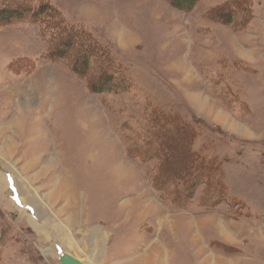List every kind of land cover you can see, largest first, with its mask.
Returning <instances> with one entry per match:
<instances>
[{
    "label": "rangeland",
    "instance_id": "rangeland-1",
    "mask_svg": "<svg viewBox=\"0 0 264 264\" xmlns=\"http://www.w3.org/2000/svg\"><path fill=\"white\" fill-rule=\"evenodd\" d=\"M40 2L51 13L45 33L30 20L0 23V264H59L61 236L86 264H106L105 253L134 264L152 245L137 264H264V0H198L187 11L165 0L0 7ZM59 37L72 50L93 42V58L107 56L126 91L92 93L67 60L47 58ZM155 109L190 127L205 168L185 174L195 185L185 205L153 181L180 177L161 167L185 156L183 143L138 160L126 150Z\"/></svg>",
    "mask_w": 264,
    "mask_h": 264
},
{
    "label": "trees",
    "instance_id": "trees-1",
    "mask_svg": "<svg viewBox=\"0 0 264 264\" xmlns=\"http://www.w3.org/2000/svg\"><path fill=\"white\" fill-rule=\"evenodd\" d=\"M165 1H167L168 4L174 8L184 11L192 9L198 2V0ZM28 7H30L28 10H12L0 7V23H3V20L9 19L10 22L15 20H30L31 22L39 24L42 27V33H45L46 31L42 26L41 18L43 16L46 18L50 17V8H47L46 5L44 6L41 2L37 6L31 5ZM46 11H49V13ZM233 17L234 16H232V18H228L230 21L229 23L233 22ZM239 20L242 21L241 19ZM234 22H236V16L234 18ZM232 25L234 26V24ZM65 33H67V35L69 33H77L81 36L85 35L80 29L71 27H67ZM60 38L61 37L55 39L53 44L49 47L46 54L47 58H50V60L55 58L67 60L73 74L87 80L88 90L92 93L118 94L126 91L128 87L126 86L127 84L119 78V68L117 66L113 67L109 58H107L104 54H101V52H98V54H100L98 59L93 58V53L97 50L93 42H91V44L88 43V47L85 46L83 48L84 50L81 47L72 50L73 45L68 40L62 41ZM146 115L147 124L142 130V140H136L135 143L137 144L131 143L129 148L126 150L132 158L134 157L138 160L139 157L154 158L160 156L161 154L168 155V150L171 148H173L175 152L176 148L171 144L173 139L181 144L183 143V148L186 152L185 156L184 154H180V152H176V154H174V157H176L174 161L166 162V160H164L161 167V171H166V173L175 171L176 175H180V177L174 179L156 177L153 181L158 188H161V184H166L162 186L161 191L170 190L168 189V186L172 187L173 190L170 191L171 193L174 192V194L172 193V196L169 193L166 195L171 203L177 202L176 205H185L190 201L191 195L193 194L192 191L195 187L191 180L190 183L187 184L188 177H186L185 174L188 171V174H190L192 178L196 177L201 170H205L203 165H197V157L192 154L189 148L193 138V131L188 125L182 123L180 121V117L178 116L166 115L162 113V111L156 109L152 110L150 114L146 113ZM130 139L131 138H129V140ZM130 141L132 142V140ZM147 154L150 155L148 156ZM173 181L178 183H173ZM183 190H185V194H183ZM166 200L168 201V199ZM182 201L185 203L183 204Z\"/></svg>",
    "mask_w": 264,
    "mask_h": 264
},
{
    "label": "bare ground",
    "instance_id": "bare-ground-1",
    "mask_svg": "<svg viewBox=\"0 0 264 264\" xmlns=\"http://www.w3.org/2000/svg\"><path fill=\"white\" fill-rule=\"evenodd\" d=\"M202 107H204V106H202ZM62 187H64V186H62ZM64 189V188H63ZM37 226H40V224H37ZM59 228L60 229H62L61 228V226H59ZM42 230H43V232L45 233V235L46 236H50L49 235V231H50V229H48V227L46 226V227H43L42 228ZM94 231V230H93ZM225 234V233H224ZM92 235V234H91ZM96 235V234H95ZM101 238V237H100ZM100 238H98V237H95V239H96V242H100ZM60 240L63 242H65L64 243V245L67 247H65V246H62L63 247V250L61 251L62 253H64V254H67V255H69V256H71L68 252H67V250H64V249H69V247H71L72 246V243H70L69 245H68V242H69V238L68 237H66V236H61L60 237ZM53 246V245H52ZM51 247V246H50ZM65 247V248H64ZM53 249L52 250H54V247H52ZM73 259H75V260H77V261H79L81 264H86V263H84V262H82L80 259H76V258H74L73 256H71Z\"/></svg>",
    "mask_w": 264,
    "mask_h": 264
},
{
    "label": "crops",
    "instance_id": "crops-1",
    "mask_svg": "<svg viewBox=\"0 0 264 264\" xmlns=\"http://www.w3.org/2000/svg\"><path fill=\"white\" fill-rule=\"evenodd\" d=\"M249 58V57H248ZM162 243V245L165 247V243H163V242H161ZM153 247H155V245H152L151 247H149L148 246V248H146V249H144V250H142L143 252H141V253H138V255H141V254H144V256H146V259H148V258H153V256H152V254H150L151 252H152V250H153ZM151 251H150V250ZM165 249H166V247H165ZM150 254V255H149ZM105 258L103 259V261H107V262H105L106 264H111L112 263V261H110L109 262V256H108V253H105V256H104ZM139 257V256H138ZM146 259H143L142 257H139V259H137L136 261H135V259L133 260L136 264H137V262H139V261H145ZM167 260V264H170V260H169V257L166 259ZM114 261V260H113ZM114 263V262H113ZM132 264V262H129L128 264ZM134 263V264H135ZM144 263V262H143ZM139 264V263H138ZM145 264V263H144Z\"/></svg>",
    "mask_w": 264,
    "mask_h": 264
},
{
    "label": "water",
    "instance_id": "water-1",
    "mask_svg": "<svg viewBox=\"0 0 264 264\" xmlns=\"http://www.w3.org/2000/svg\"><path fill=\"white\" fill-rule=\"evenodd\" d=\"M59 264H81L79 261L73 259L71 256L59 252V256L57 258Z\"/></svg>",
    "mask_w": 264,
    "mask_h": 264
}]
</instances>
